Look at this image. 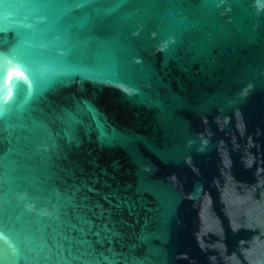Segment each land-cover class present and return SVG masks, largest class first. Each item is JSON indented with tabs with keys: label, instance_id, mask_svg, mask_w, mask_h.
Wrapping results in <instances>:
<instances>
[{
	"label": "water",
	"instance_id": "obj_1",
	"mask_svg": "<svg viewBox=\"0 0 264 264\" xmlns=\"http://www.w3.org/2000/svg\"><path fill=\"white\" fill-rule=\"evenodd\" d=\"M0 264H264V0H0Z\"/></svg>",
	"mask_w": 264,
	"mask_h": 264
}]
</instances>
